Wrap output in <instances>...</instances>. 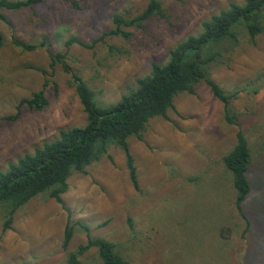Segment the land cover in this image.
Returning a JSON list of instances; mask_svg holds the SVG:
<instances>
[{"label":"rangeland","instance_id":"374dc122","mask_svg":"<svg viewBox=\"0 0 264 264\" xmlns=\"http://www.w3.org/2000/svg\"><path fill=\"white\" fill-rule=\"evenodd\" d=\"M157 1L165 17L151 18L141 29L122 28L129 39L106 34L115 27L113 16L132 20L148 0H48L5 13L7 22H0V171L55 140L60 131L86 124L70 77L59 65L51 67L50 54H65L72 72L106 106L135 88L152 63H166L169 51L201 33L211 16L230 3L244 4ZM12 38L32 45L46 39L49 46L23 52L10 44ZM70 39L90 48L66 47ZM225 46L227 53L212 64L209 78L226 93L238 92L231 104L237 125L226 123L223 104L205 83L192 94L177 95L167 118L150 120L142 140L128 139L137 189L123 151L110 146L108 157L68 178L61 203L39 195L14 213L5 231L0 209V264H64L67 253L88 237L114 244L128 264H264V31L252 40L239 27L236 42ZM41 90L44 109L19 106ZM239 130L251 152V192L242 205L246 221L236 212L235 191L222 163ZM68 224L74 230L64 249ZM81 260L101 264L95 250Z\"/></svg>","mask_w":264,"mask_h":264},{"label":"trees","instance_id":"16d2710c","mask_svg":"<svg viewBox=\"0 0 264 264\" xmlns=\"http://www.w3.org/2000/svg\"><path fill=\"white\" fill-rule=\"evenodd\" d=\"M47 1L0 0V22H7L6 12L20 13ZM154 17L164 18L165 14L157 0H148L145 10L132 20L125 21L114 15L115 27L106 34L129 39L131 34L124 32L122 28L141 29L145 21ZM239 27L245 29L252 40L263 33L264 0H244L243 5L230 3L226 10L202 23L201 33L187 37L171 49L166 63H152L149 74L136 79L135 88L129 89L119 101L106 106L99 105L95 92L72 72L65 61V54H50L48 58L51 67L59 65L70 77L85 113L86 124L60 131L55 140L42 144L32 153L9 164L6 170L0 171V209L4 212L5 219L3 231L10 228L14 213L39 195H47L61 203V195L68 188V178L73 173L84 174L88 166L108 157L110 146L123 151L129 179L137 189L136 169L129 153L128 139L142 140V134L150 120L156 117L167 118V111L173 109L174 98L183 93L192 94L201 83H205L212 95L223 104L226 123L237 125L231 104L238 92L223 91L209 78V71L212 64L223 53H227L228 47L225 44L236 42ZM73 43L90 48L75 39L67 41L65 46L70 47ZM10 44L23 52H33L48 47L49 41L43 39L38 45H32L12 38ZM2 46L0 33V48ZM42 73L45 74L44 71ZM19 106L35 111L44 109L47 106L44 91L21 100ZM250 162L251 152L247 140L239 130L235 146L222 158V163L231 177L235 191L234 207L244 221L246 218L242 205L251 192ZM83 228L87 230L86 227ZM73 230L74 226L66 225L63 234L64 249L68 247ZM90 250H95L101 264H128L116 251L114 244L99 237H88L84 245L68 252L64 264H83L81 259Z\"/></svg>","mask_w":264,"mask_h":264}]
</instances>
